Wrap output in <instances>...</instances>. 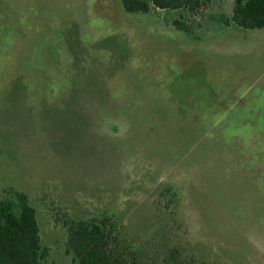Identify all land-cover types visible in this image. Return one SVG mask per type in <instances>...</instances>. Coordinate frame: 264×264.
Segmentation results:
<instances>
[{"label": "rangeland", "instance_id": "1", "mask_svg": "<svg viewBox=\"0 0 264 264\" xmlns=\"http://www.w3.org/2000/svg\"><path fill=\"white\" fill-rule=\"evenodd\" d=\"M234 4L0 0L26 80L0 78V198L28 195L43 264H80L68 224L103 219L131 264H264V29L226 26Z\"/></svg>", "mask_w": 264, "mask_h": 264}, {"label": "trees", "instance_id": "2", "mask_svg": "<svg viewBox=\"0 0 264 264\" xmlns=\"http://www.w3.org/2000/svg\"><path fill=\"white\" fill-rule=\"evenodd\" d=\"M128 13H148L152 8L169 11H187L193 16L204 12L212 0H121ZM226 26L232 24L244 29H264V0H235L231 18H225ZM172 25L187 34L195 35L192 27L181 19ZM16 203L0 198V264H43L48 249L41 243L37 211L27 194L14 191ZM116 239L114 228L106 219L91 223L71 221L68 224V240L71 250L80 264H131L111 241Z\"/></svg>", "mask_w": 264, "mask_h": 264}, {"label": "crops", "instance_id": "3", "mask_svg": "<svg viewBox=\"0 0 264 264\" xmlns=\"http://www.w3.org/2000/svg\"><path fill=\"white\" fill-rule=\"evenodd\" d=\"M233 25V24H232ZM24 70L25 69H22L21 71V74H23L24 73ZM15 71H17V70H15ZM21 74H20V72H12V71H10V70H6V71H2V70H0V78H1V82H4L5 84L6 83H8V82H16V83H18L17 85H21V84H23V82L25 83V78H21V77H18V76H21ZM2 75H3V77H2ZM24 80V81H23ZM24 98V97H23ZM22 97H21V99H23ZM24 100V99H23ZM11 122H14L12 119H11ZM11 126V125H10ZM12 127V130L11 131H13V132H11V139L10 140H8L7 142H12V140H15L16 139V136H12V135H15L14 134V132L16 131V128H17V126H11ZM10 127H9V121H8V119H3V118H0V154L2 153V154H8L9 152H4L3 151V149H2V147H1V142L4 140V139H6L5 138V135H4V137H3V134L5 133V131H6V134H7V131H10V129H9ZM13 137H15V138H13ZM4 141H6V140H4ZM35 143V142H34ZM13 146V145H12ZM0 180H2V179H0Z\"/></svg>", "mask_w": 264, "mask_h": 264}]
</instances>
